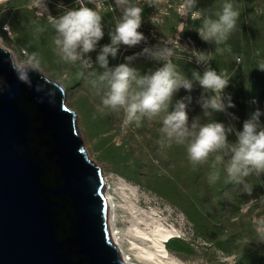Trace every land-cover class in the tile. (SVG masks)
<instances>
[{"label": "rangeland", "instance_id": "obj_1", "mask_svg": "<svg viewBox=\"0 0 264 264\" xmlns=\"http://www.w3.org/2000/svg\"><path fill=\"white\" fill-rule=\"evenodd\" d=\"M225 2L232 3L241 13L236 28L219 45L203 41L197 32L202 20L193 21L191 12L204 10L205 16L215 18L213 14ZM98 3L104 36L96 50L87 54L92 67L79 61L65 63L54 50L56 34L46 16L61 15L64 9L58 8L59 4L65 9L79 7L75 0H46L45 15L34 5V0H0V44L18 61L25 59L22 49L36 53L39 70L63 88L67 106L77 115L84 149L110 183L116 205L114 224L124 248L127 250L129 239L134 238L129 232L135 220L133 204L141 207L142 213L153 211L167 227L176 228L178 238L167 246L181 264H264V174L246 178L253 188L251 194L245 193L242 185L226 183L227 174L222 165L220 179L210 184L212 158L194 168L185 147L158 143L165 113L153 120L144 118L137 127L135 123L124 124L123 109L103 108V88L93 87L91 82L104 71L96 63V57L104 45L110 44L109 33L122 13L115 0H98ZM131 3L143 8L139 31L147 40L131 48L121 45L117 57H109V67L126 63L125 57L140 53L145 47L170 42L176 50L173 62L187 78L192 79L193 71L202 75L208 67L218 73L225 71L231 80L224 96L230 95L235 105L206 117L200 99L202 94L211 93H204L194 82L191 92L181 88L174 95L170 111L177 100L191 96L187 109L189 124L199 118L202 124L221 122L240 131L243 122L259 109L260 122L264 125V71L257 68V64L264 63V0H197L196 8L191 10L185 7L186 0H131ZM87 6L95 8L94 4ZM5 25L10 26L9 31H5ZM37 27L46 31L37 33ZM171 44L168 46L172 47ZM229 47L231 51L222 54L215 51ZM193 49L210 52L211 61L205 65L197 63L192 57ZM163 63L145 55L134 59L130 66L144 75ZM236 139L234 133L229 134L230 143ZM133 259L143 264L136 257Z\"/></svg>", "mask_w": 264, "mask_h": 264}, {"label": "water", "instance_id": "obj_2", "mask_svg": "<svg viewBox=\"0 0 264 264\" xmlns=\"http://www.w3.org/2000/svg\"><path fill=\"white\" fill-rule=\"evenodd\" d=\"M10 57L0 44V264H125L63 88L40 70L22 82Z\"/></svg>", "mask_w": 264, "mask_h": 264}, {"label": "clouds", "instance_id": "obj_3", "mask_svg": "<svg viewBox=\"0 0 264 264\" xmlns=\"http://www.w3.org/2000/svg\"><path fill=\"white\" fill-rule=\"evenodd\" d=\"M79 7L65 9L62 4L63 13L53 17L46 16L48 24L55 31V52L65 63L92 67L91 57L87 56L96 50L98 42L103 38L102 16L99 13L98 0H87V4H94L90 8L85 0H75ZM197 0H186L185 7L189 10L196 8ZM34 5L45 15L47 12L46 0H34ZM116 7L121 9V19L115 24L113 31L109 33L110 44L104 45L96 57V63L104 71L91 83L93 87L102 86V106L113 111L123 109L125 113L124 124L135 123L141 126L144 118L153 120L161 113H165L162 119V127L159 129L161 146L171 147L173 143L186 149L187 158L195 168L205 164L212 158L213 169L208 181L216 183L220 179V168L223 166L227 174L226 183L242 185L245 193L251 194L253 188L247 184L246 178L252 174L259 177L264 174V125L260 122L261 111L257 109L249 119L243 122L242 130L235 131L231 126H225L221 122L200 123L199 118L189 124L188 105L191 96L183 97L172 106L174 95L181 89L191 92L194 82L204 90L200 99L201 108L206 117L213 112H224L227 108L235 107L231 96H224V90L230 83V78L225 71L219 73L208 67L201 73L193 71L192 79L178 70L179 67L173 62L176 50L170 42H164L163 46L145 47L142 52L133 56L125 57L126 63L109 67V57L115 59L124 45L129 48L146 42L147 38L139 29L142 26L143 8L138 4H132L131 0H115ZM153 6V4H149ZM204 10L192 11L193 21L202 20V26L197 30L199 37L205 42H215L217 45L228 40L231 32L236 28L237 21L241 15L233 4L225 2L220 11L212 16H205ZM5 31L10 30L9 25L4 26ZM37 33L46 31L44 27H37ZM171 44L172 47L168 45ZM217 53L231 51V48H216ZM23 60L10 57V64L17 72L18 78L25 83H30L31 71H38L40 61L36 53H28L22 49ZM192 57L196 62L204 64L211 61L210 52H202L193 49ZM148 56L155 61H163V66L155 71L141 75L140 71L132 66L131 62L139 56ZM183 59V58H182ZM240 62V58H236ZM264 71V63L259 67ZM227 100V103L225 102ZM102 110V109H101ZM234 133L236 141L230 143L229 134Z\"/></svg>", "mask_w": 264, "mask_h": 264}, {"label": "bare ground", "instance_id": "obj_4", "mask_svg": "<svg viewBox=\"0 0 264 264\" xmlns=\"http://www.w3.org/2000/svg\"><path fill=\"white\" fill-rule=\"evenodd\" d=\"M2 44V43H1ZM261 64H257V68ZM105 188V195L108 202V222L111 240L118 247L121 257L125 264H137L136 259L143 264H181L177 256L169 250L167 243L174 238H178L175 227H167L165 222L155 216V213L143 211L141 207H134L132 204V212L135 220L129 232L134 238L129 239L127 250L124 248L119 230L115 227V202L110 193V183ZM122 185V184H121ZM123 188V186H121ZM122 190H125L123 188ZM125 192V191H124ZM137 261V262H138Z\"/></svg>", "mask_w": 264, "mask_h": 264}]
</instances>
